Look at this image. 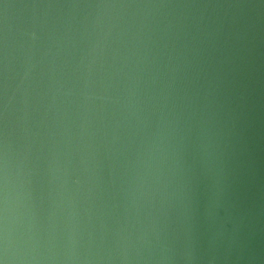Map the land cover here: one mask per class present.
Returning <instances> with one entry per match:
<instances>
[{
  "label": "water",
  "instance_id": "95a60500",
  "mask_svg": "<svg viewBox=\"0 0 264 264\" xmlns=\"http://www.w3.org/2000/svg\"><path fill=\"white\" fill-rule=\"evenodd\" d=\"M0 264H264V0H0Z\"/></svg>",
  "mask_w": 264,
  "mask_h": 264
}]
</instances>
